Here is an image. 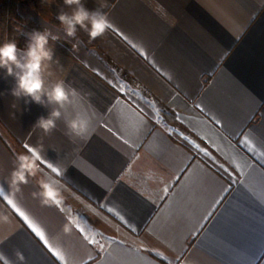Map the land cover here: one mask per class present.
<instances>
[{
  "label": "crops",
  "instance_id": "obj_1",
  "mask_svg": "<svg viewBox=\"0 0 264 264\" xmlns=\"http://www.w3.org/2000/svg\"><path fill=\"white\" fill-rule=\"evenodd\" d=\"M23 2L58 38L46 85L79 95L45 134L56 106L15 98L0 69V264H264V0H103L95 40L66 36L62 0ZM38 146L17 190L16 157ZM49 164L58 205L33 196Z\"/></svg>",
  "mask_w": 264,
  "mask_h": 264
},
{
  "label": "clouds",
  "instance_id": "obj_2",
  "mask_svg": "<svg viewBox=\"0 0 264 264\" xmlns=\"http://www.w3.org/2000/svg\"><path fill=\"white\" fill-rule=\"evenodd\" d=\"M42 5H52L54 0H41ZM103 0L94 9L86 7L84 0H62V6L58 5L56 20L63 27L67 37L74 38L78 30H82L91 40L101 37L110 28L111 22L103 11ZM28 39L26 47L21 49L15 39L0 43V69L15 78V87L11 89V95L17 99L24 98L25 103L34 102L41 105H55L49 114L41 116L36 121L34 128H40L45 134L51 132L62 116V109L74 105L79 95L76 89L66 87L64 80H56L51 86L46 85L45 74L51 76L49 71L53 62L54 52L50 44L58 39L51 36L49 30H33L26 33ZM75 47V45H73ZM22 53V55H21ZM59 63L57 59L55 61ZM70 134L84 137L89 133L90 121L81 113L66 122ZM41 148L30 149L27 154L21 153L16 157L15 167L11 172V184L19 190V186L28 183L29 177H35L39 171L38 162L41 159ZM54 174L48 179L39 180L40 191L33 196L40 198L42 205H58L63 197L61 187L56 176L60 175L57 168L49 164ZM6 219V217H5ZM65 231L69 226L65 225ZM18 261L23 264L24 256L21 252L15 253Z\"/></svg>",
  "mask_w": 264,
  "mask_h": 264
},
{
  "label": "trees",
  "instance_id": "obj_3",
  "mask_svg": "<svg viewBox=\"0 0 264 264\" xmlns=\"http://www.w3.org/2000/svg\"><path fill=\"white\" fill-rule=\"evenodd\" d=\"M18 0H3L0 3V26H1V43L6 40L15 39L18 42V46L25 47L27 40L22 36H19L17 31L18 23L16 20H20ZM33 30L43 31L41 27L34 26Z\"/></svg>",
  "mask_w": 264,
  "mask_h": 264
},
{
  "label": "rangeland",
  "instance_id": "obj_4",
  "mask_svg": "<svg viewBox=\"0 0 264 264\" xmlns=\"http://www.w3.org/2000/svg\"><path fill=\"white\" fill-rule=\"evenodd\" d=\"M3 0H0V3L2 2ZM18 4H19V13L21 12L20 16H21V19L20 20H16V22L18 23V26H17V31L19 33V36H22L23 38H25L26 40L28 39L26 33H30L32 32V29L34 26H37V28L41 27L37 22H35L34 20H31L30 18L26 17V15L28 14L24 9V7H26V4H24L23 0H18ZM32 6H34L32 3H31ZM52 23H55L53 21H51ZM42 28V27H41ZM0 29H1V26H0ZM44 30V28H42ZM0 38L1 35H0ZM5 41H6V38H5ZM2 42V41H1Z\"/></svg>",
  "mask_w": 264,
  "mask_h": 264
},
{
  "label": "snow or ice",
  "instance_id": "obj_5",
  "mask_svg": "<svg viewBox=\"0 0 264 264\" xmlns=\"http://www.w3.org/2000/svg\"><path fill=\"white\" fill-rule=\"evenodd\" d=\"M110 27H111V25H110ZM197 107H199V105H197ZM177 118H179V117H177ZM165 191H167V189H165ZM109 211H111V209H109ZM21 215H23V214L21 213ZM25 219H27V218H25ZM33 231H36V229H35V228H33ZM36 234H37L38 236H40V238H41V239H44V237H43V234H42V233H40V232L36 231ZM45 242H46V241H45Z\"/></svg>",
  "mask_w": 264,
  "mask_h": 264
}]
</instances>
